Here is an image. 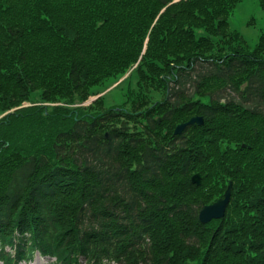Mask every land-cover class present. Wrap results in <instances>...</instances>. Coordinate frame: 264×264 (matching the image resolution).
<instances>
[{
    "label": "trees",
    "instance_id": "obj_1",
    "mask_svg": "<svg viewBox=\"0 0 264 264\" xmlns=\"http://www.w3.org/2000/svg\"><path fill=\"white\" fill-rule=\"evenodd\" d=\"M241 1L0 0L2 264H264V30L230 27ZM126 74L123 103L82 105Z\"/></svg>",
    "mask_w": 264,
    "mask_h": 264
},
{
    "label": "rangeland",
    "instance_id": "obj_2",
    "mask_svg": "<svg viewBox=\"0 0 264 264\" xmlns=\"http://www.w3.org/2000/svg\"><path fill=\"white\" fill-rule=\"evenodd\" d=\"M230 27L242 33L247 40L250 48H254L259 40L261 32L264 30V10L261 8L259 0H243L231 12L229 16ZM128 74L106 82L96 88L93 98L104 97L105 106H114L123 103V92L128 87V81L125 78ZM132 81V80H131ZM130 81V82H131ZM136 79L132 81V86L136 85ZM88 101L82 105L89 104ZM28 105V104H26ZM54 258L42 257L36 253L34 259L30 262H21L20 264H49ZM1 264V263H0Z\"/></svg>",
    "mask_w": 264,
    "mask_h": 264
},
{
    "label": "water",
    "instance_id": "obj_3",
    "mask_svg": "<svg viewBox=\"0 0 264 264\" xmlns=\"http://www.w3.org/2000/svg\"><path fill=\"white\" fill-rule=\"evenodd\" d=\"M160 121V119H159ZM203 125L204 118L203 116H193L188 121L180 123L176 126L174 134H182L185 127L188 125ZM246 146V144H243ZM192 182L194 184L200 185L202 182V175L200 173H195L192 176ZM232 195V182L229 183L228 188L226 189L224 196L217 199L211 204L205 205L199 212V219L202 223L206 224L214 219H221L226 215L227 207L230 202Z\"/></svg>",
    "mask_w": 264,
    "mask_h": 264
}]
</instances>
